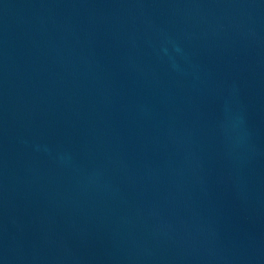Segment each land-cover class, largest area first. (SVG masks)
Returning <instances> with one entry per match:
<instances>
[{
  "label": "water",
  "instance_id": "obj_1",
  "mask_svg": "<svg viewBox=\"0 0 264 264\" xmlns=\"http://www.w3.org/2000/svg\"><path fill=\"white\" fill-rule=\"evenodd\" d=\"M0 264H264V0H0Z\"/></svg>",
  "mask_w": 264,
  "mask_h": 264
}]
</instances>
